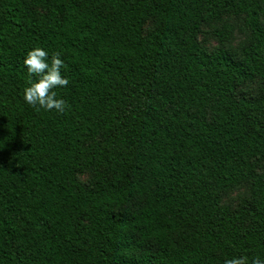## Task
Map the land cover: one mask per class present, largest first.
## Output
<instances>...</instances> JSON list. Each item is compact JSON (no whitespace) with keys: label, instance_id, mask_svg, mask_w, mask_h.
<instances>
[{"label":"trees","instance_id":"16d2710c","mask_svg":"<svg viewBox=\"0 0 264 264\" xmlns=\"http://www.w3.org/2000/svg\"><path fill=\"white\" fill-rule=\"evenodd\" d=\"M263 19L264 0H0V264L264 258ZM33 47L61 53L63 112L23 100Z\"/></svg>","mask_w":264,"mask_h":264},{"label":"clouds","instance_id":"9594fccd","mask_svg":"<svg viewBox=\"0 0 264 264\" xmlns=\"http://www.w3.org/2000/svg\"><path fill=\"white\" fill-rule=\"evenodd\" d=\"M23 66L28 73V83L23 90L24 102L37 110L63 112L66 101L53 90L66 87L69 83L68 78L62 75L65 63L61 53L50 54L43 47H33L26 51ZM33 76L37 79L33 80ZM223 264H264V258L259 255L251 259L247 255L233 256L225 259Z\"/></svg>","mask_w":264,"mask_h":264},{"label":"rangeland","instance_id":"374dc122","mask_svg":"<svg viewBox=\"0 0 264 264\" xmlns=\"http://www.w3.org/2000/svg\"><path fill=\"white\" fill-rule=\"evenodd\" d=\"M229 23L236 24L233 19H229ZM264 24V19H263ZM149 28V26H148ZM211 29L203 28L202 33L199 36V43L205 49L207 53H212L216 49L220 47L218 41L210 34ZM244 40V36L239 32H234L232 39L229 43H226L222 48L231 50L233 52L236 51L237 46ZM245 95H255L256 85L250 84L247 86H243L239 89ZM88 180V175L79 176V181L86 182ZM249 189L248 186H243L228 195H226L222 202L223 204L229 206L231 210H236L241 204L246 202L249 199Z\"/></svg>","mask_w":264,"mask_h":264}]
</instances>
